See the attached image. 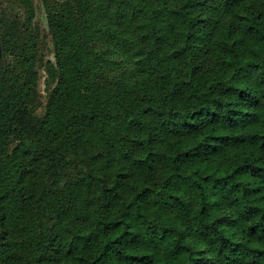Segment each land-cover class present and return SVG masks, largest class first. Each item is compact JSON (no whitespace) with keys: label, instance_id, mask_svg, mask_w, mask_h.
I'll use <instances>...</instances> for the list:
<instances>
[{"label":"trees","instance_id":"trees-1","mask_svg":"<svg viewBox=\"0 0 264 264\" xmlns=\"http://www.w3.org/2000/svg\"><path fill=\"white\" fill-rule=\"evenodd\" d=\"M36 11L0 0V264H264V0Z\"/></svg>","mask_w":264,"mask_h":264},{"label":"rangeland","instance_id":"rangeland-1","mask_svg":"<svg viewBox=\"0 0 264 264\" xmlns=\"http://www.w3.org/2000/svg\"><path fill=\"white\" fill-rule=\"evenodd\" d=\"M64 0H34L35 6H36V12L37 16L41 19V21L45 24L46 22V16H45V7L46 5H52L61 3Z\"/></svg>","mask_w":264,"mask_h":264}]
</instances>
